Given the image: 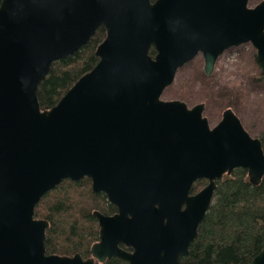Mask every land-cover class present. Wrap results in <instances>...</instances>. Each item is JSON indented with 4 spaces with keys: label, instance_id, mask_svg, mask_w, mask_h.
<instances>
[{
    "label": "water",
    "instance_id": "1",
    "mask_svg": "<svg viewBox=\"0 0 264 264\" xmlns=\"http://www.w3.org/2000/svg\"><path fill=\"white\" fill-rule=\"evenodd\" d=\"M103 28L96 65L41 109L51 65ZM250 43L264 68V0H1L0 264H179L234 169L264 176L260 139L227 108L211 127L204 104L163 100L198 54L210 76L227 49ZM153 48L155 55H150ZM88 178L116 207L94 211L90 256L46 254L41 197ZM206 185L190 194L196 181ZM247 264H264V249Z\"/></svg>",
    "mask_w": 264,
    "mask_h": 264
},
{
    "label": "trees",
    "instance_id": "2",
    "mask_svg": "<svg viewBox=\"0 0 264 264\" xmlns=\"http://www.w3.org/2000/svg\"><path fill=\"white\" fill-rule=\"evenodd\" d=\"M104 38L105 30L100 28L81 49L51 65L37 90L41 109L54 106L83 74L96 65L95 51ZM149 53L155 55L153 48ZM255 64L262 79L264 68L257 60ZM255 138L260 139L264 152V130ZM204 185L205 180L195 182L191 193ZM94 211L113 215L116 207L103 193L92 191L88 178L63 180L44 194L35 206L34 217L48 222L46 254H79L83 259L88 258L90 247L98 241L99 227ZM263 249L264 176L258 185H253L247 170L236 168L216 182L211 205L198 226L197 237L189 246V258H180L179 264H247ZM101 264L127 262L113 257Z\"/></svg>",
    "mask_w": 264,
    "mask_h": 264
},
{
    "label": "rangeland",
    "instance_id": "3",
    "mask_svg": "<svg viewBox=\"0 0 264 264\" xmlns=\"http://www.w3.org/2000/svg\"><path fill=\"white\" fill-rule=\"evenodd\" d=\"M259 1L249 0V6ZM255 60L256 50L250 43L232 47L220 55L212 74L205 76L203 57L198 54L177 71L161 99L179 100L189 108L203 103V115L211 127L230 108L244 129L255 137L264 130V76L261 79Z\"/></svg>",
    "mask_w": 264,
    "mask_h": 264
},
{
    "label": "flooded vegetation",
    "instance_id": "4",
    "mask_svg": "<svg viewBox=\"0 0 264 264\" xmlns=\"http://www.w3.org/2000/svg\"><path fill=\"white\" fill-rule=\"evenodd\" d=\"M204 186H205V185H204ZM204 186H203V187H204ZM200 189H201V188H200ZM190 194H194V193H191V192H190Z\"/></svg>",
    "mask_w": 264,
    "mask_h": 264
}]
</instances>
